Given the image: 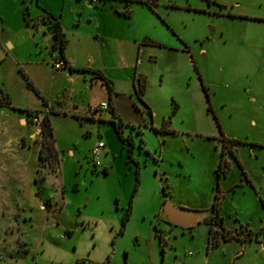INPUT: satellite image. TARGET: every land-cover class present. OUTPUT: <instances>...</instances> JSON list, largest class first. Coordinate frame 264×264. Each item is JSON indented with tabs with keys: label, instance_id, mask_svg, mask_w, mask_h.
I'll return each instance as SVG.
<instances>
[{
	"label": "rangeland",
	"instance_id": "rangeland-1",
	"mask_svg": "<svg viewBox=\"0 0 264 264\" xmlns=\"http://www.w3.org/2000/svg\"><path fill=\"white\" fill-rule=\"evenodd\" d=\"M120 1L0 0V39L13 35V55L27 57L22 14L38 20L49 8L83 38V54L74 39L66 51L86 64L95 48L91 32L110 31ZM125 4L131 18L120 23L140 27L153 41L140 47L137 64L151 119L136 82L121 83L134 103L119 102L130 147L106 111L90 118L79 97L78 117L65 107L48 117L54 152L43 150L38 160L41 137L29 139L36 113L25 128L17 122L24 114L0 115V264H264L258 243L264 241V0H156L152 8L163 24L136 0ZM34 67L32 82L51 90L54 71ZM18 70L10 56L3 59L0 88L14 106L39 107ZM101 93L96 87L92 97ZM98 141L105 149L92 161ZM220 161L227 171L217 179ZM214 196L222 227L245 241L219 238L210 245ZM164 201L205 211L206 220L184 229L163 225ZM161 227L165 245L155 231ZM214 230L220 231L216 223Z\"/></svg>",
	"mask_w": 264,
	"mask_h": 264
},
{
	"label": "crops",
	"instance_id": "crops-1",
	"mask_svg": "<svg viewBox=\"0 0 264 264\" xmlns=\"http://www.w3.org/2000/svg\"><path fill=\"white\" fill-rule=\"evenodd\" d=\"M120 2L121 7L117 8L114 12V18L116 21H114L115 23H113L110 31L107 27L102 29L96 27L91 32L93 35L92 42L95 48L92 55L93 59L91 61L86 60V64H81L77 59V56H72V54H69L66 51L71 39H74L83 54L85 44L81 35L79 36L76 31H73L75 29L67 31L63 26L61 17L59 20L58 17H55V12L51 11L49 8H46L48 12L41 9V15L47 13L58 19L61 30L67 40L65 48L62 52V59L67 63L68 67L72 71H55L51 68L50 63L52 59L58 58L59 53L56 49L52 48L51 33L44 24L35 22L34 26H28L24 23L22 32L26 34L27 40L31 42L27 57L19 58L13 55V50L15 49L13 35L7 37L5 36V39L2 40L0 39L3 45L7 47L4 48L0 42V55H2L0 62L10 56L12 64L19 69L18 71L21 76H24L27 81L30 79V82H28L31 84L32 89H34L35 93L41 100V105L37 108L14 106L11 104L7 93L0 88V115L9 113L12 114L14 112L24 114L25 116L18 117L17 119L18 125L22 128H25L28 123H30L27 119L28 117L26 115V111L36 113L39 119L45 114L49 117L52 113H60L62 112L63 107H65L66 110L68 109L71 113V116L78 117L79 114L76 113L78 108L77 101L80 97V100L86 99L88 106L97 105L101 102L108 103L109 110L106 111L107 114L109 115V111L111 109L116 116L123 120L119 110V102H121V100L126 101V97L128 98L127 101H129L131 105H134V103L132 102V95L121 90L120 84L127 82L133 86L138 79H143L141 74L137 71V64L139 62L138 56L141 50L140 47L146 46L149 44V41H153L140 27L134 25H126L124 27L122 23H120V19L131 18V10L128 17H123L118 14V12L124 11V9L127 8L124 0H121ZM149 15L162 23L161 17L154 10L150 11ZM77 16H80V14H77ZM77 22H80V20H77ZM38 64H45L49 71H54V74H56L49 77V87L51 90L47 87L43 88V90H38L39 88H37L34 82H32V77H30L28 73H31L34 77L36 73L34 65L39 66ZM23 66L30 69L23 71ZM96 73H99L103 78L111 82V93H108L106 86L102 83V80L98 78ZM61 79H64V84H61ZM96 87H100L102 89V93L94 99L92 95ZM57 94H61V97H65H56ZM52 96L55 97L53 100H51ZM5 99L9 102L8 106H4V104H2ZM6 111L8 113H6ZM101 114L102 113H100V117ZM89 117L92 118L91 115H89ZM30 124L31 126H34V132L29 135V139L39 137L40 140L41 136L39 125ZM18 139L20 141H24L25 137L21 134L18 136ZM102 152H104V150ZM163 230V227L159 229L155 228V231L158 232L156 233L157 236L159 235V231ZM167 234L168 232H166L165 236H167ZM259 245L264 251L263 244L259 243Z\"/></svg>",
	"mask_w": 264,
	"mask_h": 264
},
{
	"label": "trees",
	"instance_id": "trees-1",
	"mask_svg": "<svg viewBox=\"0 0 264 264\" xmlns=\"http://www.w3.org/2000/svg\"><path fill=\"white\" fill-rule=\"evenodd\" d=\"M124 1L125 2H127V1L129 2V1H132V0H124ZM136 2H138L140 4H143L150 11H153L152 7H153L154 4H156V0H136ZM118 14L123 16V17H128L129 14H130V10L125 8L124 11L118 12ZM22 17H23L24 23L26 25H28V26L29 25L30 26H34L35 22H39V23L44 24L46 26V28L51 33L52 48H54V49H56L58 51L59 58L62 59V52H63V50L65 48L67 40H66L62 30H61V26L59 24L58 19L54 18L53 16H51V15H49L47 13H44V14H42L39 17L38 20H36V19L34 20L32 18H28L27 17V12L26 11L22 14ZM166 27L169 28V26H167V25H166ZM149 43L152 44L153 42L149 41ZM68 71H72V70L69 68ZM96 75L98 76L99 79L102 80V83L106 86L108 93H111L112 92L111 82L109 80L103 78L99 73H96ZM22 77L25 79L27 85L31 87V84L27 81V79L24 76H22ZM136 84H137V86H136V88L134 90H135V92L137 94L138 99L141 101L140 96L143 94V91H144V81H143V79H138ZM202 89H203L205 95H207L206 88L204 86H202ZM2 104H4V106H8L9 102L5 99L4 103H2ZM141 104L143 105V107H144L149 119H151L152 114H151L150 109L142 101H141ZM30 114H31L30 111H26V115L27 116H30ZM109 116H110V120L108 121V123L113 126L118 139L121 142H123V144L125 142H128L129 146L132 147L131 140L124 139L123 136H122V132H121L120 127L123 125V123H122L121 119L118 116H116L111 109L109 111ZM132 127L133 126H131V128ZM39 130H40L41 142H40L38 160H41L42 159L41 153H42L43 150L47 151V155L46 156H51V157H52V153L54 152L52 131H51V127H50V123H49L48 117L44 116L42 118V120L40 121V124H39ZM224 142H227L228 145L231 146V143L233 141H228V140L224 139ZM137 169H138V166H137ZM226 171H227V166L220 161L219 165L217 166V169L215 170V174H216L217 179H219L221 176H225L226 175ZM102 172H103V174H105L106 170L103 169ZM137 174L138 173L136 171V174H135V181H136L135 182V188H136V186L138 184ZM135 188H134V191H135ZM217 203H218V196H214L213 202H212V205H211V209L207 213V214H209V213L211 214L210 217L207 218L208 222L206 223L207 225H209L208 240L210 242V245L213 246V247L218 246L219 238L222 241H224V242L230 241L232 239L233 240H240L242 242L245 241V238H243V239L238 238L232 232H230L228 230H225L222 227L221 218L218 217V206H217ZM129 214H130V205L127 207V209H125L124 216L122 218V222H124V221H126L128 219ZM206 216L203 218V220H206ZM213 223L214 224L216 223L219 226V228H220L219 232L216 231V230L211 231V227H212ZM262 230L264 231V228L261 229V231ZM245 232H246V235H248L247 237L250 238V235H249L250 233H248V231H245ZM262 236H263L262 238H264V235H262ZM157 237H158L159 243L161 244L160 236L158 235ZM258 243L264 244V241L263 242H258ZM161 245H163V244H161ZM81 263L82 264H89V263H84V262H81Z\"/></svg>",
	"mask_w": 264,
	"mask_h": 264
},
{
	"label": "water",
	"instance_id": "water-1",
	"mask_svg": "<svg viewBox=\"0 0 264 264\" xmlns=\"http://www.w3.org/2000/svg\"><path fill=\"white\" fill-rule=\"evenodd\" d=\"M2 55H0L1 59ZM205 211L190 210L176 206L169 201H164L161 205L159 218L180 228H190L205 217Z\"/></svg>",
	"mask_w": 264,
	"mask_h": 264
},
{
	"label": "built area",
	"instance_id": "built-area-1",
	"mask_svg": "<svg viewBox=\"0 0 264 264\" xmlns=\"http://www.w3.org/2000/svg\"><path fill=\"white\" fill-rule=\"evenodd\" d=\"M97 1L98 0H88V3L96 4ZM50 65H51V68L55 71H68L69 70L67 63L64 60L60 59L59 57L52 59ZM108 110H109L108 103L101 102V103H98L97 105H89L87 107V114L89 115L97 114L98 115ZM34 122L38 125L40 124V120L37 118L34 119ZM104 149H105L104 144L98 141L90 150V156H91L92 161L96 160ZM160 234H161V244L165 245L164 237L166 233L161 232Z\"/></svg>",
	"mask_w": 264,
	"mask_h": 264
},
{
	"label": "flooded vegetation",
	"instance_id": "flooded-vegetation-1",
	"mask_svg": "<svg viewBox=\"0 0 264 264\" xmlns=\"http://www.w3.org/2000/svg\"><path fill=\"white\" fill-rule=\"evenodd\" d=\"M164 223H163V225H166V226H175V225H172V224H170V223H168V222H165V221H163ZM166 229L164 228V230L163 231H159V236H160V238H161V232H165L166 233Z\"/></svg>",
	"mask_w": 264,
	"mask_h": 264
}]
</instances>
